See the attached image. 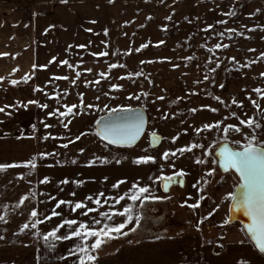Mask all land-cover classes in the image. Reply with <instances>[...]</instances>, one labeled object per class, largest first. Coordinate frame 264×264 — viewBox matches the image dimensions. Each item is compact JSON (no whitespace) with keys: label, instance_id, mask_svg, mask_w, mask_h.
<instances>
[{"label":"rangeland","instance_id":"1","mask_svg":"<svg viewBox=\"0 0 264 264\" xmlns=\"http://www.w3.org/2000/svg\"><path fill=\"white\" fill-rule=\"evenodd\" d=\"M15 1L0 0V17L14 12L6 9ZM33 4L26 16L37 40L30 81L38 160L35 167L0 169V244L32 239L33 224L93 223L104 219L100 212L118 213L134 185L157 170L159 197L143 201L142 224L232 226L245 235L240 223L229 222V193L239 178L220 170L215 152L223 143H264V0ZM121 108H142L149 117L130 149L107 146L96 134L97 121ZM155 133L162 137L157 148L150 144ZM141 156L155 159L137 163ZM180 170L184 175H174ZM168 176L184 186L163 192L160 177ZM75 202L87 207L72 211Z\"/></svg>","mask_w":264,"mask_h":264},{"label":"crops","instance_id":"2","mask_svg":"<svg viewBox=\"0 0 264 264\" xmlns=\"http://www.w3.org/2000/svg\"><path fill=\"white\" fill-rule=\"evenodd\" d=\"M11 4L6 11H14L13 15L2 14L0 17L1 31L3 28L8 30L0 31V53H7L0 55V77L4 78L0 80V108H4L0 112V164L8 165L5 169H24L31 166L26 162L34 158L36 164L38 160L36 112L29 103L33 101L31 97L36 90L30 81V58L36 55L37 40L36 35L29 32L34 19L26 16L35 6L33 0H16ZM12 80L18 83L12 84ZM157 171L137 184L148 188L144 195L159 197L155 181ZM135 192L136 187L125 199L124 207L132 204L133 216H139L141 220L139 226L134 219L122 229L127 235H119L99 249H92L90 245L95 237L88 241L78 237L45 241L44 237L53 229H58L57 235H70L81 222L96 228L103 227V223L97 225L89 223V219H74L77 224L71 227L65 221L38 224L28 230L35 233L32 239L0 244V264H79L83 253L77 251L76 246L85 243L89 245L90 253L97 257V264H264V255L246 234L233 230L232 226L221 230L219 227L198 225L190 230L188 227L142 224L143 198L137 201L129 199ZM124 219L117 215L113 222ZM101 221L110 223L104 219ZM133 228L136 229L134 232L129 231Z\"/></svg>","mask_w":264,"mask_h":264},{"label":"snow or ice","instance_id":"3","mask_svg":"<svg viewBox=\"0 0 264 264\" xmlns=\"http://www.w3.org/2000/svg\"><path fill=\"white\" fill-rule=\"evenodd\" d=\"M66 2V0H63ZM111 2V0H110ZM211 27V26H210ZM89 31H91L89 29ZM223 35V33H221ZM162 43V42H161ZM222 45L217 44L216 47L220 48ZM79 47H84V45H80ZM105 55L107 53H104ZM0 55H7V53H0ZM264 55V53H262ZM55 59V58H53ZM61 63H67V61H62ZM46 67V66H42ZM91 71V69H88ZM3 77H0V80H3ZM207 79V77H206ZM12 84H17L16 80L11 81ZM112 87H117V85H112ZM223 87V85H221ZM259 91V89H257ZM219 99V98H217ZM235 103V101H233ZM29 103H38L37 101H29ZM26 107V105H24ZM42 107H47V105H42ZM4 108H0V112H3ZM71 111V109H69ZM193 111H195L193 109ZM215 111V109H213ZM52 115V113H49ZM64 115V113H61ZM108 123L105 124L104 129L102 130V135L110 139L114 144H120L125 141L130 142L134 140L136 136L140 132V128L142 127L143 122L138 121L137 118L126 113L125 109H113L111 110V115L108 118ZM244 121H242L243 123ZM250 125L253 123L251 120L247 121ZM47 126V125H46ZM218 126V125H217ZM259 126V125H257ZM67 127V125H65ZM205 128H212L213 125L205 124ZM233 131H239V128L229 125ZM199 131V129L197 130ZM225 132L228 129H224ZM79 139V137H77ZM255 139V137H253ZM66 146V145H65ZM83 151V149H81ZM47 155V154H42ZM222 158V164L225 170L234 169L240 177V183L238 185L239 194L236 195L234 193H229V196L234 201V207L239 210H243L244 213L250 218V223L247 225V231L250 235L252 241L255 242L256 247L258 248L261 254H264V143H247L243 148L239 149H231L225 147L219 153ZM164 157L168 158V153H164ZM153 156H141L137 158V163H146L148 161L154 160ZM34 161V158H33ZM33 161L26 162L31 164L32 167H35V163ZM119 162V161H117ZM8 165L0 164V169L7 168ZM174 175H184L183 170H180L179 173ZM160 179L165 181V187L167 188L168 184L173 182V178L171 176L168 177H160ZM49 178L45 177L44 182H48ZM67 183L68 181H64ZM182 183V181H179ZM113 187H117L116 184ZM137 192L133 193L129 199L131 201H137L143 198V200L149 199H157V197H149L144 195L148 192L147 187H139L135 186ZM127 195V193L125 194ZM204 197L201 196L200 199ZM27 199V198H25ZM89 199H92L89 197ZM124 196H120L119 200H123ZM23 203V201H21ZM60 204H64L65 201L61 200ZM70 203V202H69ZM96 204H100L101 201L96 199ZM107 203V201H105ZM197 204L190 205V207H197ZM87 206L82 202H75V206L72 211L77 209H83ZM87 211H95V209L88 208ZM38 215L36 210L31 212L32 217H36ZM52 215H59L58 212H53ZM84 215H87V212H84ZM99 215L104 218L106 221H110V223H104L99 219H94V224L103 223V227L96 228L90 227L87 223L81 222L79 227L75 228L70 235H57L58 229H53L49 232L45 237V241H48L50 238H55L56 240L61 239H70L72 237H78L84 241H88L91 237H95L94 243H91L90 248L99 249L103 244L109 242L111 239L116 238L119 235H127V233L122 232V229L132 223L135 219V223L137 226L140 225L141 218L139 216H133V205L128 204L126 207H123V210L118 213L108 214L105 212H100ZM119 215L124 217L125 219L122 222H113L115 216ZM211 215V213H209ZM45 219H50V217H45ZM0 220H4L3 216H0ZM227 223V221L225 222ZM69 227L76 225L77 221L67 220L65 221ZM35 227V224L32 225ZM23 228H28V225L25 224ZM23 230V229H22ZM136 229H129V231H135ZM222 247V246H221ZM76 250L83 253L80 257L79 264H97V257L92 255L89 251V245L85 243L84 245H77Z\"/></svg>","mask_w":264,"mask_h":264},{"label":"water","instance_id":"4","mask_svg":"<svg viewBox=\"0 0 264 264\" xmlns=\"http://www.w3.org/2000/svg\"><path fill=\"white\" fill-rule=\"evenodd\" d=\"M126 113L136 117L137 118V122L138 121H142L143 122L142 127L140 128V132L136 136V138L134 140H131L130 142L125 141V142L120 143V144H114V143L111 142L110 139L105 138L102 135V130L104 129L105 124L109 122L108 118L111 115V113H110V114H107V115L101 117L97 121V124H96V134H97V137L99 138V140L101 142H103L107 146H110V147L116 148V149H130V148L135 147L139 143V141L142 139V137L144 136V134H145V132L147 130V127H148V124H149V117H148L147 113L145 112V110H143L142 108L126 109ZM161 143H162V137H161L160 134L155 133V134H151L150 135V144H151V146L153 148L159 147L161 145ZM225 147L231 148V149H235L228 143H223L217 148V150L215 152V156L217 158L218 167L224 173L225 172H230V171L234 172L237 175V177L239 178V183H240L239 174L234 169L225 170L224 167H223V164L221 162L222 158L220 157L219 153ZM180 181H182V183H180V182L178 183L177 179L174 178L173 182L168 184L167 188L165 187V181H163L162 185H163L164 191L165 192H169L171 186L177 185V184H179L180 186L183 187L184 186V180L180 179ZM234 194H236V195L239 194L238 186L235 189ZM229 222L230 223H240L243 226L244 231H245L246 235L248 236L249 240L253 243L255 248L258 250V248L256 247L255 242L251 240L250 235H249V233L247 231V225L250 223V218L244 213L243 210H239V209H236L234 207V201L232 199H231V202H230V205H229Z\"/></svg>","mask_w":264,"mask_h":264}]
</instances>
